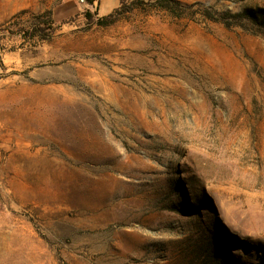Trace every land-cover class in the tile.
I'll return each mask as SVG.
<instances>
[{"label": "rangeland", "instance_id": "374dc122", "mask_svg": "<svg viewBox=\"0 0 264 264\" xmlns=\"http://www.w3.org/2000/svg\"><path fill=\"white\" fill-rule=\"evenodd\" d=\"M173 1L0 0V264H264V0Z\"/></svg>", "mask_w": 264, "mask_h": 264}, {"label": "trees", "instance_id": "16d2710c", "mask_svg": "<svg viewBox=\"0 0 264 264\" xmlns=\"http://www.w3.org/2000/svg\"><path fill=\"white\" fill-rule=\"evenodd\" d=\"M88 2L92 5H94V0H88ZM159 2L163 5L165 8H169L168 6H174L177 4L173 0H159ZM117 11H115L116 13ZM114 13V14H115ZM113 13L106 15V16H100L96 19V24L99 26H108L115 22V15ZM86 15L90 18L91 16L86 13ZM228 15V14H227ZM226 15V16H227ZM212 18V17H211ZM232 18L235 19V22H241L243 20H248L254 23L257 26L264 28V11L261 10H245L243 12H238L232 15ZM216 21L223 22L224 18H217L214 19Z\"/></svg>", "mask_w": 264, "mask_h": 264}]
</instances>
